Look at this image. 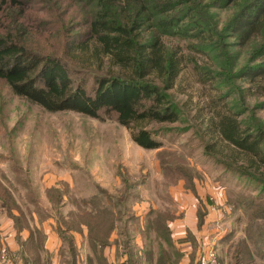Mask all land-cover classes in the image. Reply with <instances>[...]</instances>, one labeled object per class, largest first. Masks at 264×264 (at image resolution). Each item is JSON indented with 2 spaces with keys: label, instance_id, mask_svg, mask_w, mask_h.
I'll list each match as a JSON object with an SVG mask.
<instances>
[{
  "label": "trees",
  "instance_id": "16d2710c",
  "mask_svg": "<svg viewBox=\"0 0 264 264\" xmlns=\"http://www.w3.org/2000/svg\"><path fill=\"white\" fill-rule=\"evenodd\" d=\"M204 1L93 0L96 10L87 19L83 31L72 32L68 40L53 46L51 52H43L47 47L43 49L42 45L31 43L30 23L27 20L21 18L14 21L11 18L7 28L0 27V81L5 82L15 95L48 112L75 111L92 118H101L103 114L109 118L115 117L120 125L130 131L136 145L158 151L162 163L170 160L166 164L174 165L176 180L180 182L179 173L186 168L193 172L195 169L190 166L186 155L163 151V142L156 138L166 135L164 125L178 121L176 107L169 100L168 91L175 88L185 62L184 56L177 49L173 50L164 37L190 41L200 51H205L212 40V36L204 30L207 21L203 14L205 5L212 8L236 5L240 0ZM3 7L18 10L23 16L29 9L24 7L23 0H0V12ZM40 15L45 13L40 12ZM39 20L45 21L44 16ZM229 31L234 39V47L250 45L252 53L248 61H259L255 65H245L235 77L249 83V89H254L251 95L254 93L264 99V0H247L243 3L229 25ZM260 37L261 46L256 43ZM232 65L229 64L226 70H219L218 77L232 75L233 72L229 71ZM79 69L88 72L93 83L91 90L85 87V80L75 83L72 74ZM221 99L224 97L221 96ZM263 101L255 106L256 109L264 110ZM214 119L213 125L221 144L235 149L236 157L241 153L239 156L245 164L243 167L239 166V162L238 165L229 163L227 167L236 170L239 175L264 183L263 177L252 173L253 170L259 171L258 165H264L261 127L242 120L240 114L231 109L227 113H218ZM210 144H205L208 152L211 151ZM182 179H190L185 188L194 190L197 178ZM62 186H66V183L62 182ZM0 190L2 206L13 215V210L20 207L7 187L2 186ZM46 193L56 212L54 216L58 231L68 241L70 250L74 251L75 247L67 233L83 226L87 228L93 250V258L90 257L87 264H109L102 250L112 244L110 238L113 233L118 232L125 238L128 222H137L127 202L129 193L120 197L124 195L123 192L111 195L107 189L98 187V192L84 199L78 210L70 211L67 217L60 210L67 198L64 188L56 185L47 189ZM31 201L39 212H46L47 217H51L37 198ZM228 202L235 210L233 202ZM149 215L151 218L144 227L150 238L149 259L155 264H178L180 254L173 248L169 227V222L176 219L175 214L167 209H152ZM16 218H20V223H16L19 229L25 220ZM261 229L256 237H250L255 241V250L246 246L245 239L242 240L236 246L230 264L258 263L260 256L256 250H264V228ZM39 238L41 240V235ZM128 242L127 238L123 240L125 248H128ZM153 243L159 247L156 259L153 257ZM76 258V254L72 253L68 263L76 264ZM261 260L264 264V255H261ZM196 261L192 264H198V255ZM126 264L134 262L130 259Z\"/></svg>",
  "mask_w": 264,
  "mask_h": 264
},
{
  "label": "rangeland",
  "instance_id": "374dc122",
  "mask_svg": "<svg viewBox=\"0 0 264 264\" xmlns=\"http://www.w3.org/2000/svg\"><path fill=\"white\" fill-rule=\"evenodd\" d=\"M23 1L24 7L29 8L24 16L18 10L2 8L0 27L7 28L11 18L14 21L27 20L30 41L42 45L43 49L47 47L43 52H51L53 46L68 40L72 32L83 31L87 19L96 10L93 0ZM246 1L213 8L205 5L203 14L207 21L204 30L212 36L205 51H200L190 41L164 37L173 50L177 49L184 56L185 62L175 88L168 91L178 121L164 125L166 135L156 138L163 142V151L186 155L194 172L184 169L179 173L182 181L177 182L174 165L166 164L170 160L162 163L158 151L136 145L130 131L113 116L109 118L103 114L101 118H92L75 111L48 112L15 95L5 82L0 81V188L7 187L18 206L26 204L24 215H27L34 198L41 207L50 208L45 188L53 181L65 178L66 186H62V182L57 185L64 188L67 196L65 206L63 204L60 208L66 214L69 210L77 211L84 199L98 192V187L107 189L111 195L123 192L120 197L129 193L127 202L130 208L131 202H175L166 195H170L168 185L175 188L183 183L185 188L190 179L186 181L182 179L184 177L207 180L217 183L236 206L234 215L238 223L234 229L243 235L230 248V263L242 240L245 239L246 246L255 250V241L250 237H256L264 228V183L239 175L227 167L229 163L238 165L239 162L243 167L245 164L239 156L241 153L236 157L235 149L221 144L213 125L218 113H227L231 109L239 113L242 120L261 127L264 137V110L255 107L264 99L254 93L251 95L254 89H249V83L235 77L245 65L259 62L248 61L252 53L250 45L234 47L229 31L231 21ZM41 16L45 21L39 20ZM261 42V37L256 40L258 45ZM229 64H233L229 67L232 75L218 77L217 72L226 70ZM72 76L76 84L85 80L87 90L92 89L93 83L86 69H79ZM210 142L211 151L208 152L205 144ZM258 166L259 171L253 170L252 173L264 178V165ZM235 202L244 204L235 205ZM32 205L38 214L46 213L39 212ZM50 212L56 215L52 208ZM127 231L130 237L133 236L138 231L137 222H131ZM64 243L67 249V241ZM82 245L88 248L85 239ZM132 248L135 250L136 247ZM205 250L202 247L198 255ZM6 251L2 250L1 258L8 254ZM256 252L260 256L257 264H262L264 250ZM217 258L220 264L218 254Z\"/></svg>",
  "mask_w": 264,
  "mask_h": 264
},
{
  "label": "crops",
  "instance_id": "0c3cea01",
  "mask_svg": "<svg viewBox=\"0 0 264 264\" xmlns=\"http://www.w3.org/2000/svg\"><path fill=\"white\" fill-rule=\"evenodd\" d=\"M64 181L67 180L63 178L53 181L45 188V191ZM194 184V190L185 189L183 183L175 188L170 187L169 184L170 195H166L173 198L175 202H131L130 211L137 219L138 231H135L131 237L127 231L125 238L118 232L113 233L110 238L112 244L102 250L108 263L126 264L132 259L134 264H155L152 263V259H149L150 238L146 235L144 227L151 218L150 210L167 209L176 216V219L169 222V227L173 248L180 254L178 264H192L193 261L197 263L196 258L202 247L203 249L215 248L220 264H230L232 260L230 248L243 235L241 231L234 229L238 218L235 217L234 210L228 202L227 194L217 183L196 179ZM66 200L65 197L64 206ZM48 202L51 204L50 208L47 206L45 209L51 217L38 214L33 210L32 203L27 215H24L26 204H19L20 209L13 210L11 215L0 202V264H69L68 260L72 253L77 256L76 264H87L90 257L93 258V250L85 226L67 233L71 236L75 250H70L68 241L66 249L65 239L58 231L54 214L50 212L52 203L49 199ZM70 211L72 210L64 214L65 212L61 209L65 217ZM2 213H4V219H2ZM16 217L25 220L19 229L16 223L18 221L20 223V218ZM135 223V220L132 221V224ZM130 226L131 222H128L127 227ZM126 238L129 239L128 248H125L123 243ZM84 239L88 250L82 245ZM115 240L116 243L113 244ZM133 246L136 247L135 250ZM153 246V257L156 259L159 247L156 243H153ZM4 249L8 254H5L6 259L2 260L1 255Z\"/></svg>",
  "mask_w": 264,
  "mask_h": 264
},
{
  "label": "built area",
  "instance_id": "2783aa9c",
  "mask_svg": "<svg viewBox=\"0 0 264 264\" xmlns=\"http://www.w3.org/2000/svg\"><path fill=\"white\" fill-rule=\"evenodd\" d=\"M5 258L6 256L3 255L2 259ZM198 264H219L215 248H208L198 255Z\"/></svg>",
  "mask_w": 264,
  "mask_h": 264
}]
</instances>
